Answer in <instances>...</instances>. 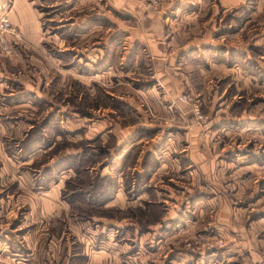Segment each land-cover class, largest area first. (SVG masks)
<instances>
[{"label":"rangeland","instance_id":"1","mask_svg":"<svg viewBox=\"0 0 264 264\" xmlns=\"http://www.w3.org/2000/svg\"><path fill=\"white\" fill-rule=\"evenodd\" d=\"M11 1L0 4L9 7ZM25 1L40 17V87L37 94L23 90L11 73L0 88V123L18 127L0 133V264H264V140L257 150L251 142L241 145L238 123L226 136V122L212 120L196 97L216 90L232 108L226 113L264 112V86L257 85L264 81V0H182L184 20L172 24L162 15L156 20L161 25L144 24L142 30L107 0H93L96 9L90 0ZM133 1L153 14L169 2ZM160 33L148 54L146 37ZM97 41L104 52L91 61L87 55ZM15 47L26 70L33 68L30 46ZM11 51L1 57L5 62ZM219 62L233 69L195 68ZM242 67L247 73L240 74ZM18 68L9 67L21 73ZM181 72L191 86H181ZM198 80L203 84L197 86ZM22 99L27 105L15 104ZM177 103L185 104L206 145L246 148L248 159L231 163L230 149L219 151L212 155V170H199L183 147L187 137L178 128ZM99 115H121L116 126L135 130L119 140L106 133L101 141L83 126ZM257 125L263 130L264 119ZM126 144L128 160L138 158L145 169L124 173L118 188L126 202L119 207L109 203L113 181L99 176L98 166L115 155L108 148ZM84 150L88 165L81 170ZM157 155H164L160 163L167 172L139 196ZM210 180L214 192L206 186ZM249 241L255 247L246 246Z\"/></svg>","mask_w":264,"mask_h":264},{"label":"crops","instance_id":"2","mask_svg":"<svg viewBox=\"0 0 264 264\" xmlns=\"http://www.w3.org/2000/svg\"><path fill=\"white\" fill-rule=\"evenodd\" d=\"M97 1V0H96ZM108 2V7L111 9H120V11H124L126 14H129L130 16H132V18L136 19V24H138L140 26L139 30H142L144 24H150V23H154L156 25H161L162 23L160 22H156V20L163 18L162 15H164V19L165 20H169L171 21V23L173 24V22H180V20H184L185 19V15L181 12L182 8L180 7V5H184V1L182 0H169L168 3H166L167 6H165L162 11L159 14H153L152 12L149 11H144L141 6L133 0H107ZM90 5H92L94 8L95 4L93 3V0H90ZM176 4V5H175ZM6 4L3 2L0 4V14L6 12L7 16L9 18L10 24L15 28V30L20 34V39L19 42L14 41V37L10 34H3L2 38L4 41H6L10 47L13 48V53L11 54L10 58L8 59L9 61L7 64L5 65V58H1L3 56L2 53H0V88L3 87V84L5 82H7V74H11L13 79H17L16 81H20L21 83V88L23 90H27L28 92H33V94H37L39 93V82H38V69L40 68V65L38 63L39 61V56H40V51H41V47H40V41L42 39V35L40 32V17L38 15V12H35V9L33 7H35L33 4H29L27 3L25 0H12L10 3V6H5ZM175 5V6H174ZM179 5V6H178ZM174 6V7H173ZM222 8L224 7V9H227L225 7V5L221 6ZM72 9H74V7H71ZM98 7L95 6L94 9H96ZM170 9H173V11H169ZM181 11L179 13V11ZM195 14V13H194ZM95 15V14H94ZM100 14L95 15L98 19ZM159 16V18H158ZM104 17V14L102 15V18ZM80 20L82 21V19L80 18ZM154 33H157V30H153ZM140 33H143L140 31ZM162 34L160 33L159 35L156 34L155 36L151 35L150 38L148 39V37H146V44H143V42L139 41V43L143 44L145 50H147L148 54L150 53H154L155 50H153L150 46L149 43L152 45H155L154 41L159 42L160 41V37ZM73 40L76 37L72 36V37H66V41L68 39ZM145 39V38H144ZM60 40L62 41V39L60 38ZM149 40V41H147ZM17 43H20L22 45L25 46H30L29 48L32 50L31 55L29 56V61L32 63L33 68L30 67V70H26V60L24 58H20L18 55H15L17 52L15 45ZM100 43L102 44V42L100 41ZM226 48L225 52L227 53L228 50V46L225 45L224 46ZM86 49V47H85ZM91 55H87V57H91V61L93 60V57L95 56H101L103 55V48L100 46L99 47V41L96 42V44L94 46L91 47ZM16 53H15V52ZM15 53V54H14ZM100 53V54H99ZM151 54V55H152ZM226 55V54H225ZM152 57V56H151ZM8 58V57H7ZM225 60H226V56H225ZM14 63H18V68L21 70V73L18 71V73H13L10 72V64H14ZM98 64H96L95 66H97ZM225 65V66H224ZM86 66L89 67V63H86ZM94 66V68H95ZM216 66L219 67H224L228 70L233 69L232 66L228 67L226 66V63L224 62H219V64H204V63H200L197 64L195 66V68H213ZM36 67V68H35ZM93 67V66H90ZM241 67V66H240ZM38 68V69H37ZM99 68V67H97ZM179 68V65H178ZM182 68H186V65H183ZM246 68H237V70L240 72H244L247 73V70H245ZM203 70H207V69H203ZM30 73L31 75H28V78H26V74L27 72ZM37 71V72H36ZM232 71V70H231ZM201 71L198 73V75H200ZM181 74L184 76L183 79H179V82L181 84L182 87H187V86H191V83L189 81V79L187 80V76L185 74H183L181 72ZM261 74V72H260ZM37 75V76H35ZM32 76V78L30 77ZM242 76V75H241ZM244 78V76H242ZM181 78V76H180ZM162 79H165L162 78ZM211 79V78H210ZM213 79V78H212ZM255 82V81H254ZM257 83V82H256ZM200 84H203L200 80L197 81V86H200ZM258 86H264V81H261V83L257 84ZM180 88V85L178 86ZM168 90V88H167ZM164 91V90H163ZM207 91L210 93L209 96H207ZM179 93V92H177ZM228 94V92H227ZM227 94L225 95V97L227 96ZM169 95V94H168ZM167 95V97H168ZM177 95V94H175ZM199 95V97H198ZM234 94H232L231 92H229V97H233ZM221 94L218 93L216 90H212V92H210L209 90H204L203 93H201V91L199 93L196 94V97L199 101L203 102V106L204 108L202 109L204 112L205 108L208 109V113L211 116L212 120L214 119L216 122L220 121V123H222V121H225V130H226V136L228 135V131H231L230 133H234L233 131V127H237L236 124L238 123L240 126V132L239 135H241V145L243 146H247L250 142L252 143V147L256 148L257 150V142H259L260 138H262L264 140V127L263 130L261 129V126L257 125L258 123L263 122L264 119V112L261 113H250L248 110L246 111L245 109H241V112L237 114H230L229 112L226 113V111H230L232 110V108L229 107V105H224L220 102L219 98H220ZM208 99V100H206ZM1 98H0V112L2 113L3 111V107L1 105H3L4 103H1ZM166 100V99H165ZM206 100L205 103L204 101ZM23 101V102H22ZM27 101L28 99L24 100H20L15 104H20V102H22V105H27ZM168 101V98L167 100ZM167 103V102H166ZM168 104V103H167ZM177 107L180 109V113L177 116V120L179 121V125L178 128L182 129V131H185V135L187 137L186 140V145H183L184 150L186 151L185 153H187L189 155L190 159H194L196 161V165H199V170H201L202 172L206 171L207 167L210 165H214V160L216 161V159L212 156L213 154L219 152H226L229 151V156H233L234 158H231V163L233 161H238V158L240 157L242 160L248 159V152L246 153V148L243 150V148L240 149V151H236V152H232L231 149H233V147H227V145H223L222 147H218L217 145L211 144V145H206V139H204L201 136L200 130H199V126L198 124H196L194 122V120L192 119L189 111H186V106L185 104H178L177 103ZM4 110H6V106L4 107ZM184 111V112H182ZM223 112L224 116L221 119H217L218 115H220V113ZM165 112L163 111V109L161 110L160 115L164 114ZM100 115H104L102 113H100ZM98 116V119L93 121V124H89L87 123L88 119L86 120V124L83 125L85 126V130L90 131L89 129H92V133H95L96 135H98L102 141L103 137L106 136V133L109 135L111 134L113 137H116L117 140H119L122 136L124 135V137L127 135L131 136L132 132L135 130L133 128V126L129 125V126H125V127H121V126H116V124H118L121 120V115H110L111 119L109 117H102V116ZM190 116V118L187 116ZM239 115V116H238ZM240 117V118H239ZM225 119V120H224ZM92 121V120H91ZM108 121H112V124H108L110 122ZM227 121H230V123H227ZM219 123V124H220ZM105 126L107 127V129H104ZM18 127L14 126L12 123H10L8 126H5V124L0 123V133H4L5 131H16ZM259 130L261 132H259ZM51 131V130H50ZM257 131V132H256ZM261 133V135H259ZM256 135V136H255ZM16 136H18L16 134ZM126 136V137H127ZM128 136V137H129ZM168 139V138H167ZM167 142L169 141L166 140ZM245 142V145H244ZM256 142V143H255ZM166 143V142H165ZM172 143V142H171ZM166 145V144H165ZM217 146V147H216ZM130 144H126L125 146L116 149L115 147H112L111 149L108 148L107 151H114L113 157H111V159L108 160H102L100 162V166H98V173L99 176L106 178L107 182H112V189H109L111 192L113 191V195L109 200V203L116 201L115 203H119V207H123L125 204V195H124V190L122 191L121 188H118V186L120 185L122 178L124 175V173L126 175H130L133 171L137 172V173H141L142 169H144L142 167V165H140V162L138 161V158H136V160H128L127 155L128 154H124L129 148H130ZM143 148V147H141ZM162 148V147H161ZM164 148V146H163ZM169 148V146L167 147ZM165 149V148H164ZM248 149V148H247ZM130 151V150H129ZM206 151L209 153L206 154ZM161 153V150L159 151ZM240 152V153H239ZM223 153V154H224ZM124 154V157H122V155ZM158 156V155H157ZM164 157V155H159L158 156V163L155 167V169H153V171H151L148 175V177L146 179H144V183H143V190L138 193L139 196H146L148 195V192L146 191V186H150L154 185L153 181H156V179H159V177L162 176V171H164L165 173L167 171H165L166 166H162L164 164L160 163V159L162 160V158ZM80 163H79V168L81 170H83L86 166L84 165H88L86 162L87 159L89 158V155L86 153V151L84 150L82 152V155L80 157ZM243 162V161H241ZM180 166V165H178ZM177 166V167H178ZM248 166V165H246ZM126 170H128V174L126 172ZM198 170V169H197ZM198 170V171H199ZM212 170V167L210 166L209 171ZM231 174V173H230ZM214 175V174H212ZM213 178H216L215 176ZM112 180V181H109ZM114 182H116V188L114 189ZM109 185V184H108ZM145 186V187H144ZM208 190H211L214 188H212L211 186V180L209 181V184L206 185ZM215 189V188H214ZM104 192V190H103ZM108 192V191H107ZM214 192V191H212ZM139 198V197H138ZM215 198V197H213ZM255 201L258 202V204H261L263 202V198L260 197L258 199H256ZM255 205V203L253 204ZM260 222V221H259ZM264 224V221H262L260 223L259 226H262ZM258 225V223H257ZM147 232V231H146ZM137 233V232H136ZM136 233L133 235V237H136ZM151 233V232H150ZM139 234V233H138ZM148 234V233H147ZM142 235L143 237L141 238L142 240H146L147 237H149L150 235L148 234ZM137 238V237H136ZM140 243H142V241L139 240ZM254 243L251 244V242L249 241L246 246H250V247H255V245H253ZM253 255V253H252Z\"/></svg>","mask_w":264,"mask_h":264},{"label":"built area","instance_id":"3","mask_svg":"<svg viewBox=\"0 0 264 264\" xmlns=\"http://www.w3.org/2000/svg\"><path fill=\"white\" fill-rule=\"evenodd\" d=\"M3 34H10L15 39H18L20 36V34L15 30V28L10 24L6 12L0 14V53H2L3 55H8L12 51L10 45L3 40ZM181 99L185 100V97L182 96Z\"/></svg>","mask_w":264,"mask_h":264},{"label":"trees","instance_id":"4","mask_svg":"<svg viewBox=\"0 0 264 264\" xmlns=\"http://www.w3.org/2000/svg\"><path fill=\"white\" fill-rule=\"evenodd\" d=\"M143 165V164H142ZM145 169V168H144Z\"/></svg>","mask_w":264,"mask_h":264}]
</instances>
